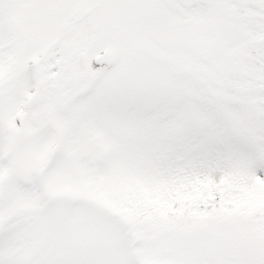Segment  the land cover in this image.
<instances>
[{"label":"snow or ice","instance_id":"6c2138e0","mask_svg":"<svg viewBox=\"0 0 264 264\" xmlns=\"http://www.w3.org/2000/svg\"><path fill=\"white\" fill-rule=\"evenodd\" d=\"M0 264H264V0H0Z\"/></svg>","mask_w":264,"mask_h":264}]
</instances>
